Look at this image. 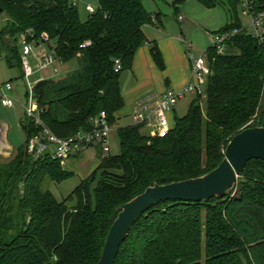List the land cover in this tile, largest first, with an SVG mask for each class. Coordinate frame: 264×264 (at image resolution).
<instances>
[{
	"label": "trees",
	"instance_id": "16d2710c",
	"mask_svg": "<svg viewBox=\"0 0 264 264\" xmlns=\"http://www.w3.org/2000/svg\"><path fill=\"white\" fill-rule=\"evenodd\" d=\"M145 1L99 0V9L83 22L72 0H0V21H5L0 55L19 72L18 80L25 83L23 35L35 47L46 46L59 63H76L70 72L33 85V107L45 126L67 139L90 130L92 120L105 112L120 146L117 156L97 147V168L59 201L44 186L62 184L74 174L47 153L29 154L31 139L43 128L26 115L25 146L0 164V264H98L123 205L154 185L212 172L235 135L264 128V42L242 28L239 0H226L231 22L213 34L238 33L225 54L210 46L204 92L193 93L195 99L170 134L147 137L141 134L146 125L118 124L116 114L125 105L121 75L148 42L144 27L153 22ZM186 1L175 0L172 6ZM197 1L208 9L221 4ZM151 54L164 71L155 43ZM115 264H264V162H249L224 198L169 201L150 209L133 226Z\"/></svg>",
	"mask_w": 264,
	"mask_h": 264
},
{
	"label": "crops",
	"instance_id": "0c3cea01",
	"mask_svg": "<svg viewBox=\"0 0 264 264\" xmlns=\"http://www.w3.org/2000/svg\"><path fill=\"white\" fill-rule=\"evenodd\" d=\"M151 1L154 2L152 4V7L155 9L153 12L149 10V5H146L147 0L144 2L145 9L152 14L153 18V22L144 27V34L148 42L137 51L131 70L123 72L120 78L121 92L125 102L124 108L116 114L120 126L135 124V113L143 106L154 108L168 90L182 91L186 86L191 84V63L189 62L185 46L188 42L189 44L193 43L196 51H198V55L205 54L210 48L213 33L221 30L231 22L226 0H220L221 4L214 9H208L197 0H187L177 9L172 6L175 0ZM171 14L174 17H170ZM183 14L187 17L182 16ZM172 18H174L176 25L172 22ZM188 18L192 22L186 26L185 23ZM0 22L5 23V21ZM182 24L184 28L181 26ZM151 43H155L159 47L165 64L164 71H161L153 60ZM47 50V47L44 45L38 47L40 53H44ZM71 70L72 68L68 64L59 63L58 66H52L43 71H36L34 75L36 73H43L44 76L34 82L31 80V82L35 84L43 79L53 78L55 77L54 75L65 74ZM19 75L16 69L9 68L0 55V86L11 83L13 89L8 91V95L16 99L17 106L23 108L22 103L25 100L27 89L24 81H22L26 89L24 93L21 90L23 86L21 87V85L16 83ZM1 106L6 108L2 104ZM177 106L168 114V119L172 124H175L178 117ZM7 131L8 125L6 122H1L0 120V149L14 153L15 157L17 151L8 142ZM151 131L152 128L146 126L141 129V134L150 137L153 136V131ZM116 138L117 130L115 128L111 140L116 142L118 139ZM94 149H97L99 152L98 148ZM88 151H85L83 155ZM4 160L5 157L0 156L1 164H6ZM96 161L98 165L99 159ZM81 163L79 162L78 164Z\"/></svg>",
	"mask_w": 264,
	"mask_h": 264
},
{
	"label": "built area",
	"instance_id": "2783aa9c",
	"mask_svg": "<svg viewBox=\"0 0 264 264\" xmlns=\"http://www.w3.org/2000/svg\"><path fill=\"white\" fill-rule=\"evenodd\" d=\"M239 17L242 28L246 29L248 34L264 42V0H239ZM74 6L77 2L74 1ZM86 11L94 13L96 10L92 6H87ZM238 33L237 30L226 34H213L211 36V47L218 54H225L227 43ZM22 68L25 76V85L28 91V100H24L22 107L27 115L37 126L43 128L39 136L31 139L28 152L36 158L47 153L52 159L59 160L65 165L71 157L77 156L90 149L100 147L105 155L111 152L110 139L115 128L109 122L105 112H102L97 118L92 120V127L88 131H81L76 136L62 139L51 132L40 118V111L37 112L33 107V85L31 78L36 71H43L49 67L56 66L59 61L48 50L44 53L38 51L28 41L26 35L22 36ZM88 44L81 46L86 47ZM187 56L191 63L193 83L186 86L182 91L168 90L154 108L147 106L141 107L134 115V121L137 125L150 126L153 135L164 138L170 134L173 124L168 119L171 110L188 94L200 91L205 84L207 76L210 74L207 54L200 56L194 55V47L187 44ZM31 59L35 61L36 70L33 69ZM121 70L120 61H116V72ZM11 84L7 83L0 86L1 104L13 109L16 105V99L8 95L12 90Z\"/></svg>",
	"mask_w": 264,
	"mask_h": 264
},
{
	"label": "water",
	"instance_id": "95a60500",
	"mask_svg": "<svg viewBox=\"0 0 264 264\" xmlns=\"http://www.w3.org/2000/svg\"><path fill=\"white\" fill-rule=\"evenodd\" d=\"M253 160L264 162L263 127L249 128L235 135L227 146L225 159L212 172L196 179L147 188L120 208L98 264H115L119 249L133 226L150 209L169 201L201 203L224 198L234 189L247 164Z\"/></svg>",
	"mask_w": 264,
	"mask_h": 264
},
{
	"label": "rangeland",
	"instance_id": "374dc122",
	"mask_svg": "<svg viewBox=\"0 0 264 264\" xmlns=\"http://www.w3.org/2000/svg\"><path fill=\"white\" fill-rule=\"evenodd\" d=\"M72 1L73 2L76 1L78 3V12H79L80 18L83 22H86L88 20V18L92 15L91 13L86 11L87 6H92L96 11L99 9V0H72ZM152 4H154L153 1L147 0L146 5H149V10L151 12H153L155 10L152 7ZM182 16L187 17L185 14H183ZM170 17H174V15L171 14ZM171 20L176 25L174 18H172ZM190 20L191 19H189V18L187 19V21L185 23L186 26H187V24L192 22ZM1 26H3V25L0 22V29L2 28ZM181 26H183V28H184L183 24ZM188 44H189V42H188ZM191 44L194 47V55L200 56L197 53L198 51H196L195 45L193 43H191ZM185 49L187 50V45L185 46ZM31 63H32L33 69L36 70L35 61L33 59H31ZM58 65H59V63L56 66H58ZM68 65L72 69L76 67V63H71ZM43 76H44L43 73H36L31 78V80H32V82H34ZM54 76H56V75H54ZM16 83H18V85H21V87L23 86V82L21 80L17 79ZM192 83H193V78H192ZM21 90L24 93L26 89L23 86ZM200 91L204 92V88L202 87L200 89ZM194 99H195V95L190 93L185 97V99H183L182 101H180V103H178L179 104L177 106L178 117H184L186 115V110H187L189 104ZM16 104H17V102H16ZM15 106H16V108L13 110L10 108H3L1 106V103H0V120H1V122L2 121L6 122V124L8 125V131H7L8 142L12 145L13 149L15 151H17L18 149L24 147L25 143H26V135H25V133L22 129V126H21V122H25V120H26V113H25L23 108H20L17 105H15ZM110 147H111L110 154L112 156H117L118 154H120V146H119V140L118 139L116 142L110 139ZM97 152H98L97 149H92V150L86 152L84 155H82L78 160L73 159V160L68 161L64 165V167L67 171L73 173L74 176L71 179L63 182L62 184L47 183L44 186L45 189L51 191L59 201L62 199L68 198L72 194V192L80 185V183L84 179L91 176L93 171L97 168V161L96 160L99 159L98 158L99 156H97ZM0 156L5 157L4 161H6V163H8L9 161H11L13 159L14 153L0 149ZM79 162H82V163L78 164Z\"/></svg>",
	"mask_w": 264,
	"mask_h": 264
}]
</instances>
